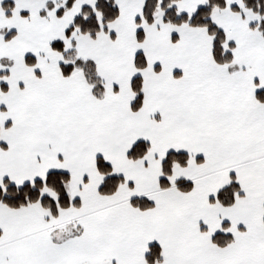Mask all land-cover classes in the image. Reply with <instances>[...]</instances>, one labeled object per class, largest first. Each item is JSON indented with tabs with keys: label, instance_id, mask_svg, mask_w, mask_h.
<instances>
[{
	"label": "snow or ice",
	"instance_id": "1",
	"mask_svg": "<svg viewBox=\"0 0 264 264\" xmlns=\"http://www.w3.org/2000/svg\"><path fill=\"white\" fill-rule=\"evenodd\" d=\"M0 264H264V0H0Z\"/></svg>",
	"mask_w": 264,
	"mask_h": 264
}]
</instances>
